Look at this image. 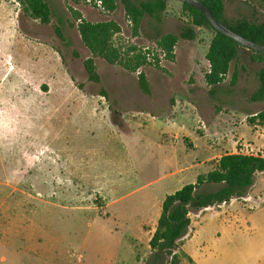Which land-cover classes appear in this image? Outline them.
Returning <instances> with one entry per match:
<instances>
[{
  "label": "rangeland",
  "instance_id": "374dc122",
  "mask_svg": "<svg viewBox=\"0 0 264 264\" xmlns=\"http://www.w3.org/2000/svg\"><path fill=\"white\" fill-rule=\"evenodd\" d=\"M43 1L51 12L47 25L32 20L17 0H0V264H165L148 246L157 221L149 209L158 198H147L142 186L168 169L161 166L158 146L135 112L147 111L158 122L175 104L174 91H169L174 88L195 104L204 102L213 114L264 110V102L250 101L264 62L253 61L250 51L239 47L224 82L204 99V91L193 89L202 82L203 71L197 68L213 31L202 27L194 41L178 39L183 53L186 46L196 52L198 67L186 82V67L170 65L156 47L160 36H178L182 26L190 25L181 3L166 0L160 22L145 17L135 34L121 0H114L113 12L86 0ZM224 9L227 18L264 22L258 0H224ZM77 18L118 26L111 44L121 63L93 58L98 83L90 82L83 68L91 54L81 42ZM146 47L158 67L146 60L134 72L126 69L125 61L134 54L145 56ZM137 71L150 80L148 94L138 86ZM233 71L238 80L230 87ZM193 81L197 84L191 86ZM247 125L251 132H264ZM250 144L237 148L264 156V141L259 148ZM243 212L235 224L238 234L227 238L220 234L224 217L209 215L199 233L194 228L187 253L200 256L203 264H264V200L246 204ZM191 233L190 228L181 244ZM178 256L180 264H193L181 248Z\"/></svg>",
  "mask_w": 264,
  "mask_h": 264
},
{
  "label": "trees",
  "instance_id": "16d2710c",
  "mask_svg": "<svg viewBox=\"0 0 264 264\" xmlns=\"http://www.w3.org/2000/svg\"><path fill=\"white\" fill-rule=\"evenodd\" d=\"M101 1L106 11L113 12L115 10L114 0ZM200 1L216 21L246 40L264 46V22L258 23L246 18H227L224 0ZM258 1L264 5V0ZM17 2L32 20L38 21L42 25L49 24L51 12L43 0H17ZM121 4L125 15L133 24L135 34L145 17L160 22L166 9V0H121ZM181 6L190 18V25L182 26L178 36L173 34L160 36L156 45L163 52L164 58L171 62L174 59V47L178 39L194 41L196 29L202 27L211 29L213 37L205 55L209 71L204 75V81L210 88L209 93L214 95L215 89L225 80L230 63L237 59L240 46L216 32L199 11L186 4H181ZM77 31L81 42L91 54V58L83 61L87 78L90 82L98 83L99 76L96 73L93 58L99 57L110 65L121 61L120 52L111 44V38L118 31V26L112 21L90 23L80 20ZM54 32L60 40L63 39L60 28H55ZM250 53L253 61L264 62V55L253 51ZM154 59L153 64L158 67V59L156 57ZM146 64L148 63L145 56L138 53L130 56L125 61L124 67L134 72ZM256 77L258 86L251 93L250 101L261 103L264 102V67L256 73ZM237 80V72L233 71L229 86L233 87ZM138 86L143 93L148 94V83L141 72L138 74ZM247 123L264 128V110L250 116ZM263 171L264 158L260 156L225 154L215 162L210 171L198 175L194 183L186 184L174 193L165 196L154 232L148 242V246L156 258H164L165 264H180L178 251L190 226V214L227 203L232 199L246 197L253 185L255 174ZM213 186L215 187L212 189L213 191L208 193L200 191L204 187L212 188Z\"/></svg>",
  "mask_w": 264,
  "mask_h": 264
},
{
  "label": "crops",
  "instance_id": "0c3cea01",
  "mask_svg": "<svg viewBox=\"0 0 264 264\" xmlns=\"http://www.w3.org/2000/svg\"><path fill=\"white\" fill-rule=\"evenodd\" d=\"M208 46L209 43L204 52V62L200 70L197 68L198 64L194 57L196 52L193 49L191 50L189 46L184 47L185 53H183L176 45L173 52L174 59L169 62L172 66L182 64L184 70L186 67L189 74L188 76L183 74L184 82L193 75L196 68L199 73L203 71L202 82H198L197 84L193 81L190 82V85L194 86L197 84V88L193 90L197 93L204 91L206 94L204 99L207 97V94L213 96L209 93L210 88L204 81V75L209 71V64L205 58ZM52 53L55 54V51L52 50ZM146 81L150 87V80L147 78ZM169 91H174L172 97H174L175 104L170 108L166 116H161L158 122L156 121L157 118L147 111L135 112L138 117H142V125L145 132L154 139L156 146H158L161 166L168 169L166 175L160 176L142 186V188L147 190V195H145L147 198H158L156 203H154L155 201L151 203L149 209V211L153 210L157 213V219L161 209L159 205L161 206L165 196L174 193L186 184L194 183L196 177L210 171L222 155H249L239 151L238 146L246 147L247 141H250L251 144L249 146L254 149L262 147V142L264 141V132L263 134L259 133V131L251 132V129L249 130L246 123L247 118L258 111L248 113L246 109H240L234 112L229 110V112L220 111L213 114L209 112V108L205 107L204 102L199 101L195 104L187 96L180 94L176 88L174 90L170 89ZM191 92L190 89L187 90L188 94ZM207 110L208 114L205 113ZM186 121L193 123L201 132L196 133L191 129L192 125H185ZM198 124L200 125L197 126ZM255 127L262 128L260 126ZM185 140L188 146L184 144ZM225 150L233 151L223 153L222 155L219 154ZM188 153L191 155L189 160L185 161L181 159V156L187 157L189 155ZM263 200L264 171L255 174L253 185L249 189L246 197L232 199L227 203L192 213V217H194L190 218V225L192 227L189 226L188 228V230L190 228L192 229L191 236L187 243H182L180 247L185 257L193 264H203L200 256H192L187 253L186 249L192 250L190 240L193 237L194 228H198L199 233L202 230V224L207 219H210L208 218L209 215L214 214L217 218L223 216L224 218L220 224V234L225 238L231 237L238 234L235 224L244 216L243 210L246 204H254L259 201L262 202Z\"/></svg>",
  "mask_w": 264,
  "mask_h": 264
},
{
  "label": "water",
  "instance_id": "95a60500",
  "mask_svg": "<svg viewBox=\"0 0 264 264\" xmlns=\"http://www.w3.org/2000/svg\"><path fill=\"white\" fill-rule=\"evenodd\" d=\"M177 1L181 4H186L197 11H199L208 21L209 25L219 34L222 36L232 40L235 42L238 46L248 50L253 51L256 53H260L264 55V46L260 44H255L249 40H246L245 38L235 34L231 30H229L227 27L216 21L213 17L211 12L205 7V5L200 0H173Z\"/></svg>",
  "mask_w": 264,
  "mask_h": 264
},
{
  "label": "built area",
  "instance_id": "2783aa9c",
  "mask_svg": "<svg viewBox=\"0 0 264 264\" xmlns=\"http://www.w3.org/2000/svg\"><path fill=\"white\" fill-rule=\"evenodd\" d=\"M86 3H88V4H93L98 10H100V11H102V12H104V11H106L105 10V8H104V6H103V4H102V1L101 0H86ZM128 23L131 25V22L130 21H128ZM157 47V46H156ZM158 51V53H163L162 51H160V50H157ZM143 52L145 53V56H146V60H147V62H154V53L153 52H148V48L146 47V48H144L143 49ZM140 72L139 71H137V75L139 74ZM257 156H260V155H257ZM260 157H262V158H264V156L262 155V156H260Z\"/></svg>",
  "mask_w": 264,
  "mask_h": 264
}]
</instances>
